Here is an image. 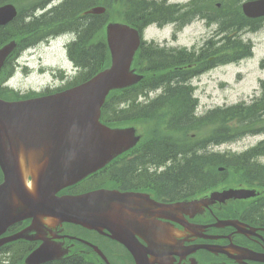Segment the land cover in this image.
Listing matches in <instances>:
<instances>
[{
  "label": "water",
  "instance_id": "obj_1",
  "mask_svg": "<svg viewBox=\"0 0 264 264\" xmlns=\"http://www.w3.org/2000/svg\"><path fill=\"white\" fill-rule=\"evenodd\" d=\"M256 4L257 10L261 9L259 13H264V0ZM91 11L100 13L104 8ZM14 15L13 6L1 7L0 24ZM105 37L110 64L89 80L63 92L27 101L0 99V168L3 173L0 235L19 220L36 215L50 216L99 233L107 231L108 236L128 248L135 264H153L147 257L150 251L138 243L136 236L153 235L158 229L156 218H171L173 212L185 208L187 202L161 204L141 193L106 189L77 196L55 195L59 189L104 166L139 140L133 128H111L99 118L100 108L111 90L128 87L141 79V75L131 69L140 36L128 24L109 22ZM144 39L147 41L146 30ZM13 47L11 42L0 48V68ZM27 176L31 177L30 188L25 183ZM246 193L251 194V191L230 190L215 193L214 197L222 200L232 195L246 197ZM226 224L240 228L237 221ZM32 228L0 238V245L26 238L25 232ZM40 251L43 254V250ZM40 251L32 252L26 263L33 264L42 257ZM236 251V259L264 263V253L241 247Z\"/></svg>",
  "mask_w": 264,
  "mask_h": 264
},
{
  "label": "trees",
  "instance_id": "obj_2",
  "mask_svg": "<svg viewBox=\"0 0 264 264\" xmlns=\"http://www.w3.org/2000/svg\"><path fill=\"white\" fill-rule=\"evenodd\" d=\"M64 2L69 3L72 10L68 16L57 19L55 22L65 24L70 21L67 30L77 32L76 41L68 47V56L77 67L82 69V81L87 80L109 63L103 25L108 16L110 19L112 18L110 8L115 6L122 8L119 19L137 27H143L154 21L161 22L164 20L162 17L173 13L170 6L146 0H64ZM72 3L77 7L71 5ZM83 3L86 8L91 5H103L109 9L101 16H88L82 21H77V17L74 18L72 11L73 8V12L81 11L80 4ZM66 8L68 9V7ZM55 18L56 16L52 20ZM10 37V35L0 33V45ZM158 52V49L152 46L139 49L137 65L144 72L150 73L151 77H145L130 87L111 91L101 110L102 121L110 125L123 123L143 125L148 120L154 121L153 119H155L153 128L149 129L151 134L154 133V139L151 142L140 143L138 149L134 150L138 162L137 169L133 167L127 171L125 166L129 161L125 164L124 161L122 162L123 166L119 169L118 179L121 181L128 177V181H125L121 186L127 188L126 184L131 185V181L134 184L131 185L133 188L143 185L142 162L146 161L144 152H149V156L157 163L174 161V165L167 168L168 172L164 174L165 186H172V184L174 186L176 181V187L190 185L195 178L200 177L202 171H209V169L214 171L212 175L214 179L219 178L216 172L217 166L224 167L225 171L235 172L234 176L238 178V181L246 178L249 183L258 182L264 186V166L256 162V157L264 154V141L243 154H235L231 157H226L224 153L219 152L207 155L199 154L195 151L196 148H192L209 143L215 145L231 142L247 134L264 132V80L260 82L259 96L249 104L239 102L226 107H216L208 110L204 115L196 116L194 113L196 100L191 98L189 87L183 86L178 81H170L180 75L181 71L174 70L166 76L161 75L165 65L171 69L175 68L176 58L163 56ZM179 59L182 62L193 60L191 57ZM165 83H168L167 90L161 102H157L153 106L137 101L150 89ZM206 129H210V131L203 133L202 137L197 138L196 136L194 139L189 136L191 132L200 133ZM160 130L179 131L182 138L177 140L179 142H174L169 139L170 137H166V139L161 136ZM178 155L181 156L180 159H178ZM206 162L212 167L208 166L205 169L204 166H199ZM108 170L112 172L113 167ZM256 205V203L252 204L251 208L254 210ZM258 219H260L259 222L264 223V210L260 212ZM23 245L24 247H21L20 250L21 254L26 253L30 248L27 243Z\"/></svg>",
  "mask_w": 264,
  "mask_h": 264
},
{
  "label": "flooded vegetation",
  "instance_id": "obj_3",
  "mask_svg": "<svg viewBox=\"0 0 264 264\" xmlns=\"http://www.w3.org/2000/svg\"><path fill=\"white\" fill-rule=\"evenodd\" d=\"M48 1L49 0L35 5L32 3L24 8L23 11H18L19 20L23 19L30 23L28 37H30V44L32 47L33 21L45 22L50 20V17L54 13L53 9L59 4V2ZM208 1L209 0H190L191 3H189L188 6L181 3L176 4L178 5L177 10L179 14H184L186 17L183 20H178V22L173 25V37L177 40L176 44L173 45L174 43L172 41H168L164 44L166 49L164 52L170 55L180 57L185 54L186 51L197 58H206V60H196L193 64V66H197V69L200 71L207 69L214 61L215 57L228 56L230 53L229 48L234 46L230 45L231 41L227 38L228 35L225 36L224 33L220 32L225 31V34H227V27L230 23L223 24L224 19H221V16L212 19L210 15L203 12L205 8L212 9L211 6L209 7L210 4ZM248 1L252 0H240L238 9L240 20L236 22V25H238L237 30L245 29L246 34H244V36L257 33L264 28V14L259 16H246L243 13L242 4ZM218 5L220 4L218 3ZM61 10L62 8L58 9L56 15L66 16L65 14L70 12L67 9L58 14ZM249 12L252 13L251 10ZM191 15L192 17H190ZM83 16L85 17L84 14H81L80 17ZM193 19L196 20L194 21ZM211 20H216L219 27L221 26V29L215 28L213 30L211 28ZM198 23H201L203 27H205L201 42L198 40L191 47L179 43L178 35L183 34L188 27ZM43 27H47V29ZM43 27L41 31L44 33L53 29L49 24L43 25ZM194 30H196V28H194ZM50 42L46 43L45 48H47ZM37 48H42V45ZM235 50L237 52L244 51L241 48ZM189 69L191 68L188 67L187 70ZM207 165L208 163H202V165L199 166ZM161 170L162 168L156 163H149L145 172V185L144 187H137L135 191L148 193L151 198L160 202H177L183 200H209L210 194L215 189L223 190L230 187L228 183L218 184L215 188L211 187L213 185L212 178L210 177L211 172L205 170L202 171L200 177L195 178L190 185H178V187H176V181L174 186L173 184L172 186H165V183L160 179V175L163 173L160 172ZM149 173L152 174V178L149 177ZM101 174H103L102 170L97 171L87 176L79 183L65 188L60 194H72L77 193L79 190H87V188H84L82 185L87 181L96 180ZM238 186L255 189L256 194L247 199H228L224 203L208 202L209 204L207 206L187 208L179 213V216L185 220L183 224L181 222L159 219L158 221L162 223V231L158 237V244L160 247L152 251L158 254V258L166 262V264H234L235 262L233 260L225 253L221 252L228 251L226 247L230 243L263 251L264 227L259 223V215L257 214L260 213V206L263 204L261 201L263 199L262 197H264V188L256 185L244 186L239 184ZM251 202L257 203V208L253 212H247L246 209ZM258 205L260 206L258 207ZM229 219H237L244 224L255 227L258 229L257 232L262 238L240 234L237 232L236 228L231 226H214L217 220ZM70 228L71 227L67 224H56L44 218H39L33 222V249L43 242H51L55 246H60L62 250V255L59 257L60 259L56 258L58 260H50L41 264H107L99 254L85 242H90L99 247L110 264H134L132 256L118 242H113V240L102 236L97 243L94 240H90V236H85V234L82 235L81 231H76L73 227L72 230H70ZM140 241L148 245L146 241ZM198 246L209 247L211 250L207 248H193Z\"/></svg>",
  "mask_w": 264,
  "mask_h": 264
},
{
  "label": "rangeland",
  "instance_id": "obj_4",
  "mask_svg": "<svg viewBox=\"0 0 264 264\" xmlns=\"http://www.w3.org/2000/svg\"><path fill=\"white\" fill-rule=\"evenodd\" d=\"M22 2V7H28L26 0H19ZM44 0H32L33 4L39 3ZM167 3H187L189 0H166ZM240 0H209V7L205 8L203 11L205 14L210 15V18H218L221 16L223 18V24L230 23L227 27V34L225 31H220L224 35H228L233 38L236 42L231 41L229 50L235 51L236 55L234 58L239 56V54L245 53L237 52L235 49L239 48L240 42L243 44H251V56L241 59L238 62H231L225 66H221L214 69L212 72L200 76V80H197V88L194 92L195 97L198 101L197 113H204L207 109L216 106H228L235 104L240 101L250 102L259 93V84L261 80H264V67L260 65L261 60H264V28L254 34H246L245 29H238L236 22L240 20V13L238 6L240 5ZM218 3L220 5H218ZM109 9V8H107ZM119 6L110 8L114 20H120L119 15L121 12ZM227 15V16H225ZM227 17V18H225ZM235 19V20H233ZM194 21L196 19H193ZM211 28L221 29V26L217 24L216 20H211ZM196 28V30H194ZM205 31V27L201 23L192 25L188 27L183 34L178 35V42L191 47L196 41L201 42L202 35ZM35 32V28L33 33ZM210 34V33H208ZM207 34V35H208ZM147 41L154 40L157 43H163L164 41H172L175 45L177 40L173 37L172 27H159L156 25H151L146 29ZM205 35V36H207ZM24 36V30L21 32V37ZM204 36V37H205ZM209 37V36H208ZM23 41L29 42L30 37H25ZM251 40V42H250ZM67 37H61L57 40L51 41L47 48L46 44L42 48H38L29 58V66L33 67L30 69H20V67L6 71L4 78H1V85L6 83L8 80V87L3 88V99H18L23 97H28L37 94L48 93L44 89V86L51 84L50 88H56L55 80L52 79L51 71L58 72L61 67H69L70 64L65 56V45L67 43ZM179 45V44H177ZM227 61L228 58L221 59L220 57H215L214 61ZM222 61V62H223ZM59 85V83H57ZM62 85V84H61ZM69 85V84H68ZM67 85V86H68ZM66 86V85H65ZM63 87V86H61ZM155 92L150 93L153 96ZM152 123H146L137 126L139 133L143 130L149 131L150 127L153 128ZM210 129H206L200 133H207ZM264 140V132L257 134H247L235 141L225 142L219 145L209 146L205 149L210 151H220L231 157L235 155L234 153L244 152L259 142ZM204 152L203 153H208ZM1 179V175H0ZM96 241H98L96 239Z\"/></svg>",
  "mask_w": 264,
  "mask_h": 264
},
{
  "label": "bare ground",
  "instance_id": "obj_5",
  "mask_svg": "<svg viewBox=\"0 0 264 264\" xmlns=\"http://www.w3.org/2000/svg\"><path fill=\"white\" fill-rule=\"evenodd\" d=\"M25 37H27V35H24L23 37H21V42H23L26 38ZM198 168V167H197ZM197 170V169H196Z\"/></svg>",
  "mask_w": 264,
  "mask_h": 264
}]
</instances>
